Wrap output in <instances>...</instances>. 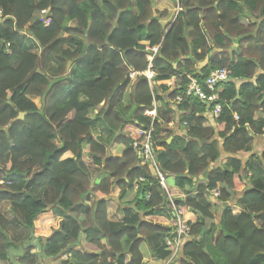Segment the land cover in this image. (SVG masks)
Segmentation results:
<instances>
[{
    "label": "trees",
    "instance_id": "trees-1",
    "mask_svg": "<svg viewBox=\"0 0 264 264\" xmlns=\"http://www.w3.org/2000/svg\"><path fill=\"white\" fill-rule=\"evenodd\" d=\"M156 2L0 0V262L167 260L175 246L166 238L175 226L154 217L175 218L174 202L201 218L189 223L181 264H264V171L251 165L238 200L246 175L239 159L208 172L221 141L238 154L264 133L257 119L264 111V0H176L179 13L166 26ZM45 9L52 13L48 26L36 16ZM155 46L153 86L145 75L132 79L131 72L148 69V47ZM218 68L231 75L222 85V112L212 120L213 106L186 96L185 87ZM169 79L173 90L159 84ZM155 100L160 109L153 120L146 112ZM176 109L184 111L178 121L187 124L190 140L168 141L173 132L160 117L170 119ZM151 124L170 197L133 146L143 138L139 128ZM67 152L73 156L64 159ZM92 165L99 167L94 184ZM204 174L206 182L190 195L194 178ZM215 188L223 203L237 201L242 210L229 205L220 217L212 213L204 197ZM117 189L124 220L116 223L108 199ZM208 219L215 220L209 227Z\"/></svg>",
    "mask_w": 264,
    "mask_h": 264
},
{
    "label": "crops",
    "instance_id": "crops-1",
    "mask_svg": "<svg viewBox=\"0 0 264 264\" xmlns=\"http://www.w3.org/2000/svg\"><path fill=\"white\" fill-rule=\"evenodd\" d=\"M155 6H156V8H158L160 10L166 11L165 12L166 17H163V19H162L163 23H166V24H168V20H170L171 17L176 16L179 13L178 11L180 10L178 5H176V0H157ZM135 9H136V6H135ZM71 24L74 26L76 24V22H71ZM207 63H208V59L205 61H200L199 63H197V65L199 64L202 67ZM175 65H177V64H175ZM71 66H72V64H71ZM259 72H262V71L259 70ZM238 83L240 85L242 83V81H240ZM159 84H160V86H162L163 84H166L172 90L175 88L174 84H172V80H170V79L161 81V82H159ZM152 86H153V84H152ZM159 94H162L163 98H167V95L169 94V92H161L160 91ZM36 98H39V97H36ZM36 98H34V100H36ZM179 102H180L179 100H176V103H179ZM38 105L41 106V103ZM173 108H176V106H173ZM159 109H160V105L158 104L157 100H155L154 101V107L150 110V111H152V115H150V117H152L153 120L157 117V114H159L158 113ZM181 115H183V116L185 115L184 111L182 112L179 109H176L175 111H173V114L171 115L170 119H168V118L164 119V118L160 117V119L164 120L168 124V126H169L168 130L173 132L172 136L168 139L169 142L174 140L177 136L185 137V135L186 136L188 135L187 128H186L187 124L182 123V122L180 123L178 121ZM207 115H208V117L212 118V120H214V118H213L214 116L212 115V112H208ZM257 119H261L262 121H264V111L257 115ZM188 140H190V139H188ZM115 148H116V146H115ZM263 152H264V133H262L261 135L256 134L254 137V141H253L252 145L245 152H239L238 154L226 152L224 150V148L222 147V141H221L220 155H219L217 160L212 161L210 171L211 170L223 171L224 169L229 168L232 164L233 159H235V158L239 159L242 162L243 172L246 175H243L244 180H243L242 186H240L241 188L239 190H237L238 195H239L237 198V200H238L240 197L243 196L244 191H242V190L245 187L249 186L248 180H249V176L252 174V172L250 171L251 170L250 168L252 166H255L256 169L259 170L260 172L264 171V167H263L264 164L262 163V160H261V156H262ZM72 156H73V154L71 152H67L63 158L66 159V158L72 157ZM10 165H11V163L8 164L9 167H10ZM97 168H99V167L97 166ZM247 171H248V173H247ZM97 172H98V170H97ZM206 176L207 175L204 174L202 178L194 179L193 186L189 187L190 188L189 189L190 195H193V196L196 195V193H197L196 191H197L198 186H200L206 182ZM137 188H138V186H136L135 190H133L130 193V196H134V194H136ZM118 192H119V190L117 189V191L112 196V199H111L112 201H110V199H108L109 219H110V221L116 222V223L122 222L124 220L123 213H116V211H113V204L114 203H116L114 208L118 209V204H117ZM204 202H205V204H208V203L212 204V213L219 215V217H220V211H221V209H223L222 206L225 207L227 203L232 205L236 212L242 210L241 206L236 205L237 201L235 203H232V202L223 203L219 197H215L212 193L206 194V196L204 197ZM110 209H112V210H110ZM3 210H4V213H6V214L10 213L9 212V205L5 204ZM8 216L11 218V215H8ZM183 216L189 223L201 220V218L190 209H187V211H185L183 213ZM159 218L162 219V221ZM159 218H158L159 220H157V219H154V220L156 222L160 221L165 225H175L174 218L169 219V218H166L165 216H161ZM217 222H219V220H217L215 223H217ZM39 235L40 234H37L36 236H39ZM17 241H22V240H21V238H18ZM77 247L80 248V245H77ZM77 247H75V248H77ZM167 261H169V260L168 259L163 260V261L162 260L153 261L152 259L151 260L150 259L145 260V262L148 264H165V263H167ZM0 263H2V262H0ZM168 264H181V256L180 255L176 256L173 259V261L168 263Z\"/></svg>",
    "mask_w": 264,
    "mask_h": 264
},
{
    "label": "built area",
    "instance_id": "built-area-1",
    "mask_svg": "<svg viewBox=\"0 0 264 264\" xmlns=\"http://www.w3.org/2000/svg\"><path fill=\"white\" fill-rule=\"evenodd\" d=\"M39 21L43 22L45 25H49L52 22V13L50 9L42 10L38 15H36ZM5 17L3 15V10L0 8V20ZM10 46V44H8ZM159 50V46H155L152 48L153 52H157ZM150 59V65L148 69L143 72L142 74H145L150 84L152 85V80L155 77V72L152 70L153 67V59L154 55L152 54L149 56ZM138 72H132L131 77L134 78L136 75H139ZM231 75V71L227 68H218L212 71V73L206 78V80L201 83L197 80H193L187 87L185 94L186 96H196L200 100L206 102L207 104L212 105L213 109L212 115L216 118L219 117L222 112V104L220 102L221 100V85L223 82L228 81ZM182 95L177 97V100L182 101L183 100ZM147 115H152V111H147ZM237 118H239V115H236ZM139 133L143 137L142 140H136L133 143V146L137 149L139 156L143 162V164H148L154 174L160 182L161 189L164 190L167 194H169L170 197V189L167 184V174L163 170L159 160L158 156L155 150V143L153 140V134H154V127L153 124L149 128H139ZM212 194L215 197L220 196V189L215 188L212 190ZM173 209H174V215L176 217V229L173 232L174 237L166 238V243L168 245H174L175 249L172 254V257L169 259V261L173 260L177 254L179 253L181 246H182V240L185 239V237L189 236L191 233V227L187 220L183 217V212L175 205L173 202ZM69 255L65 256L68 257ZM170 263V262H169ZM168 264V263H166Z\"/></svg>",
    "mask_w": 264,
    "mask_h": 264
},
{
    "label": "rangeland",
    "instance_id": "rangeland-1",
    "mask_svg": "<svg viewBox=\"0 0 264 264\" xmlns=\"http://www.w3.org/2000/svg\"><path fill=\"white\" fill-rule=\"evenodd\" d=\"M38 104H40L41 103V101H40V98H36V100H35ZM235 118L237 119V120H239L240 119V117L239 118H237L236 116H235ZM115 147V146H114ZM113 151H114V148H113ZM97 170H98V168H97V166H95V165H92V166H90V168H89V171H90V173H91V175H92V178L98 173L97 172ZM110 201H112L111 199H110ZM7 204V203H6ZM117 204H118V207H119V203H118V201H117ZM115 205H116V203H114L113 204V211H116V213H123V212H120L118 209H116V208H114L115 207ZM110 210H112V209H110ZM112 211V212H113ZM53 216V215H52ZM52 216H49V220L48 221H51L52 219H53V217ZM158 218L159 217H154V219H157L158 220ZM48 218H46V220H47ZM46 220H44V221H46ZM161 221H162V219H161ZM142 248H143V250L145 251V253H149V246H148V244L145 242V243H143V245H142ZM92 249V248H91ZM149 256V255H148ZM147 256V257H148ZM62 259H58L57 261H58V264H61V261ZM173 260H171V261H167V263H169V262H172ZM0 264H9V263H4V262H2V263H0ZM166 264V263H165Z\"/></svg>",
    "mask_w": 264,
    "mask_h": 264
},
{
    "label": "water",
    "instance_id": "water-1",
    "mask_svg": "<svg viewBox=\"0 0 264 264\" xmlns=\"http://www.w3.org/2000/svg\"><path fill=\"white\" fill-rule=\"evenodd\" d=\"M163 25L164 26H166V23H163ZM71 64H72V61H69V63H68V70H70V67H71ZM24 116H25V112H21L20 113V116H18V117H20V118H24ZM185 137L186 138H188V139H192V138H190V136H186L185 135ZM210 171V169L208 170V172ZM203 176H200L199 178H202ZM95 179H96V176L95 177H93L92 178V184H94L95 183ZM194 179H197V178H194ZM230 204H226V206L225 207H228ZM223 207V209H221V211H220V216H222V214H223V211H224V206H222ZM207 221V224H208V227L212 224V222H214L215 220L214 219H208V220H206Z\"/></svg>",
    "mask_w": 264,
    "mask_h": 264
},
{
    "label": "clouds",
    "instance_id": "clouds-1",
    "mask_svg": "<svg viewBox=\"0 0 264 264\" xmlns=\"http://www.w3.org/2000/svg\"><path fill=\"white\" fill-rule=\"evenodd\" d=\"M166 25H167V24H166ZM159 48H160V46H159ZM148 50H150V51L152 52L149 56H151V55L153 54L154 57H155L156 53L158 52V51H157L156 53L153 52V51H152V48H150V47H148ZM153 60H154V59H153ZM149 62H150V59H149ZM149 65H150V64H149ZM131 73H132V72H131ZM139 75H145V74L140 73ZM130 76H131V74H130ZM136 76H137V75H136ZM145 76H146V75H145ZM146 77H147V76H146ZM131 78H132V77H131ZM135 78H136V77H134V78H132V79H135ZM147 78H148V77H147ZM148 80H149V79H148ZM193 80H197V79H193ZM193 80H192V81H193ZM192 81H191V82H192ZM197 81H198V80H197ZM191 82H190V83H191ZM190 83H189V84H190ZM202 83H203V82H202ZM223 83H224V82H223ZM223 83H222V85H223ZM152 84H153V80H152ZM189 84H188V85H189ZM188 85H187V86H188ZM222 85H221V90H222ZM185 88H186V87H185ZM185 91H186V90H185ZM211 106H212V105H211ZM153 175H154V174H153ZM180 210H181V209H180ZM183 217H184V216H183ZM174 220H175V225H174V226H175V229H176V217L174 218ZM187 222H188V221H187ZM188 223H189V222H188ZM190 234H191V233H190ZM174 236H175V235H174V233H173V237H174ZM171 238H172V237H171ZM183 243H184V239L182 240V245H183ZM181 248H182V246H181ZM180 253H181V249H180L179 253L177 254V256L180 255ZM172 254H173V253H172ZM171 257H172V255H171ZM171 257H170V258H171ZM170 258H169V259H170ZM169 259H168V260H169Z\"/></svg>",
    "mask_w": 264,
    "mask_h": 264
}]
</instances>
